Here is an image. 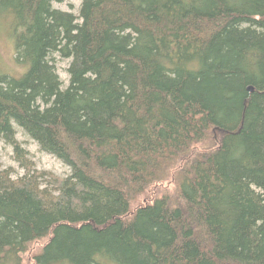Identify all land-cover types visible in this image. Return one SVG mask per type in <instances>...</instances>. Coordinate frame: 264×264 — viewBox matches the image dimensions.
Segmentation results:
<instances>
[{
  "label": "trees",
  "instance_id": "16d2710c",
  "mask_svg": "<svg viewBox=\"0 0 264 264\" xmlns=\"http://www.w3.org/2000/svg\"><path fill=\"white\" fill-rule=\"evenodd\" d=\"M56 1L0 0V264H264V0Z\"/></svg>",
  "mask_w": 264,
  "mask_h": 264
},
{
  "label": "rangeland",
  "instance_id": "374dc122",
  "mask_svg": "<svg viewBox=\"0 0 264 264\" xmlns=\"http://www.w3.org/2000/svg\"><path fill=\"white\" fill-rule=\"evenodd\" d=\"M83 0H62L61 2H54V7L79 15L80 6ZM11 18L9 14L0 15V75L9 74L19 77L24 71L22 66L15 60V49L13 41L10 37L9 23ZM71 59L63 58L58 55L55 56V66L64 87L69 84L68 67ZM17 131V138L22 143V146L28 151V157L33 163L36 170L50 172L54 175L65 177L70 174L71 170L63 161L56 156L41 150L40 146L31 139L25 132L17 125H14ZM0 164L3 168L12 169V177L19 178L25 174V169L14 159V150L10 144H7L0 137ZM166 181L159 186H155L150 191L154 190V194L162 195L165 189L170 186ZM30 252L23 255V264H35L30 259Z\"/></svg>",
  "mask_w": 264,
  "mask_h": 264
}]
</instances>
